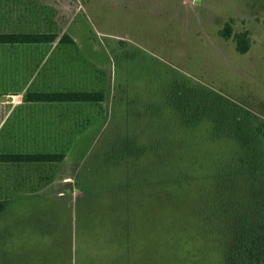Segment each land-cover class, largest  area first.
<instances>
[{
	"label": "rangeland",
	"instance_id": "374dc122",
	"mask_svg": "<svg viewBox=\"0 0 264 264\" xmlns=\"http://www.w3.org/2000/svg\"><path fill=\"white\" fill-rule=\"evenodd\" d=\"M230 17L234 31L250 32L245 53L218 34ZM13 31L57 38L0 44V151L64 156L55 163L15 164L13 170L1 164L0 198L7 203L0 231L12 232L0 242L6 264H75L77 245L82 255L125 252L115 237L125 234L121 210L127 193L134 194L129 200L134 226L145 230L141 240L134 237L135 251L143 242L148 252L157 250V262L172 264L168 249L174 245L183 250L182 264H218L211 245L202 239L187 244L180 231L189 185H181L178 194L169 184L143 185L147 202L141 205L138 186L108 190L122 178V167L98 170L90 159L108 141L135 135L140 126L169 134L173 124L166 119L171 112L162 100L163 84L185 91L187 78L264 116V0H0V32ZM65 34L70 41L61 40ZM33 90H98L103 99L27 103L25 95ZM17 108L21 129L11 116ZM199 126L186 128L205 130ZM90 180L109 185L87 195L83 188ZM11 181L19 188L8 189ZM110 204L121 207L111 217L113 222L121 217L123 225H103L100 215Z\"/></svg>",
	"mask_w": 264,
	"mask_h": 264
},
{
	"label": "trees",
	"instance_id": "16d2710c",
	"mask_svg": "<svg viewBox=\"0 0 264 264\" xmlns=\"http://www.w3.org/2000/svg\"><path fill=\"white\" fill-rule=\"evenodd\" d=\"M231 24L230 18L218 29V34L225 39L232 38L238 52H247L251 43L249 30L234 31ZM56 38V33L47 32H0V44L48 43ZM61 40L70 41L71 38L65 34ZM185 81V91L179 88L173 91L163 84L162 100L171 112V119L165 117L173 124H169V134L161 133L155 127L145 132L146 128L140 126L135 135L108 141L104 152L91 156L90 161L95 162L94 167L98 170L111 164L114 168L116 165L122 167V178L110 185L90 180L83 188L85 194H93L100 186L109 185L108 190L116 192L124 187L122 184L133 185L142 192H136V195L139 204L143 205L141 201L146 200L140 188L143 185L169 184L170 189L174 188L173 194H178L181 191L178 188L187 184L184 225L181 223L182 229L179 227L187 244L200 239L207 242L219 255L218 264H264V116L252 112L246 103L207 85L196 84L188 78ZM25 97L28 101L38 102H95L103 99V91L33 90ZM198 125L205 130L195 133L194 129L186 128ZM179 127L182 132L186 130L192 134L183 135L181 131L178 134ZM63 156L62 152L0 151V164L55 163ZM7 185L8 189L16 190L20 183L11 181ZM132 195L127 193L121 210L125 215V219L122 218L126 221L125 234L118 232L115 237L120 242V251L127 250L109 257L87 252L85 256L82 255L84 249L77 245L75 264L84 263L83 259H86L85 264H160L156 260L157 250L148 252L143 242L137 243L140 246L135 251L134 237L141 240L140 232L145 230L134 226L129 211ZM6 199L0 198V214L6 209ZM120 208L110 204L108 213H101L105 227L113 226L114 222L124 224L121 217L114 222L111 217V213ZM177 225L172 224L175 228ZM10 233L0 231V242ZM169 248L171 263L182 264L183 250L178 252L174 245ZM207 255L210 257L211 252ZM3 258L0 254V264H6Z\"/></svg>",
	"mask_w": 264,
	"mask_h": 264
},
{
	"label": "crops",
	"instance_id": "0c3cea01",
	"mask_svg": "<svg viewBox=\"0 0 264 264\" xmlns=\"http://www.w3.org/2000/svg\"><path fill=\"white\" fill-rule=\"evenodd\" d=\"M230 18H232V17H230ZM1 99H3V97H1ZM32 102H36V101H32ZM27 103H30V101L29 102H27ZM22 108H24V107H22ZM20 111H19V108H17V110L15 109V111L13 112V111H11V116H12V114H13V116H16V114H18ZM24 113V112H23ZM26 114V113H25ZM24 115V114H23ZM17 117V127L16 128H19V129H21L22 127V125H21V120H20V118H18L19 116H16ZM4 124V123H3ZM3 124H1V126L0 127H2V126H4ZM23 124L25 125V123L23 122ZM5 126L6 127H9V125H8V121H7V124H5ZM3 165H6V166H8V167H11V169L14 167H17L16 165H7V164H3ZM0 166H1V164H0ZM13 170V169H12ZM0 172H1V170H0ZM1 175V174H0ZM4 176H6V175H2L1 177H3V178H5ZM7 178V177H6Z\"/></svg>",
	"mask_w": 264,
	"mask_h": 264
},
{
	"label": "water",
	"instance_id": "95a60500",
	"mask_svg": "<svg viewBox=\"0 0 264 264\" xmlns=\"http://www.w3.org/2000/svg\"><path fill=\"white\" fill-rule=\"evenodd\" d=\"M3 97V96H2ZM68 184H70V183H68Z\"/></svg>",
	"mask_w": 264,
	"mask_h": 264
}]
</instances>
